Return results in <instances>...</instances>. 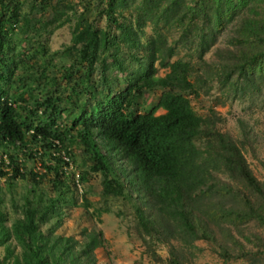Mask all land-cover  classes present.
<instances>
[{"label":"trees","instance_id":"obj_1","mask_svg":"<svg viewBox=\"0 0 264 264\" xmlns=\"http://www.w3.org/2000/svg\"><path fill=\"white\" fill-rule=\"evenodd\" d=\"M101 1L96 30L66 0H0V264H96L100 230L55 233L64 209L87 206L64 168L74 148L76 181L98 175L100 197L129 202L135 234L152 256L165 249L164 264H188L198 240L224 261L264 264L247 228H264V180L244 158L245 126L237 121L234 140L212 109L199 116L190 105L202 88L240 100L264 93V0ZM71 21L69 44L48 52L39 38ZM14 31L26 56L13 52ZM177 46L184 56L171 60ZM3 189L17 197L8 226Z\"/></svg>","mask_w":264,"mask_h":264},{"label":"rangeland","instance_id":"obj_2","mask_svg":"<svg viewBox=\"0 0 264 264\" xmlns=\"http://www.w3.org/2000/svg\"><path fill=\"white\" fill-rule=\"evenodd\" d=\"M71 4H74V9L77 13H83L84 17L93 24L96 30L104 28L103 19L97 16V12L102 6L101 0H66ZM187 1V0H186ZM23 6V11L27 12L26 4ZM40 14V12H39ZM43 18L47 19V14L42 13ZM72 27V21L64 26L54 29L49 35H43L39 38L41 44H43L48 52L58 51L62 47L69 44L70 32ZM16 31L11 37V44L14 54L19 56H26V50L28 46L23 42V36H17ZM151 35L150 27L143 28V36L141 42L145 40V36ZM167 43L171 46L175 42L177 36L175 32L166 33ZM223 37L218 38L217 44L223 42ZM22 41V42H21ZM171 42V43H170ZM179 47V46H177ZM189 53H192V49H187ZM211 49L205 54L203 59L207 62L214 60ZM186 48H178V54L176 57H183ZM26 63L28 61L24 59ZM54 68L52 70L59 71V63L56 61L53 63ZM166 69H158L157 76H163ZM28 78V71H25L24 75ZM27 84V83H25ZM17 85H20L19 83ZM264 93L258 96H250L246 100L232 99V97H225L219 95L216 88L207 90L202 88L196 98H192L190 105L193 111L199 115L204 116L209 109H212L215 114L222 120L223 123L219 124V130L227 132L234 140L239 139L241 136L238 120H242L244 131L247 135L245 142L244 158L248 164V167L252 175L258 180H264V106H263ZM158 97V92H152L145 94L144 106L149 107L155 103ZM161 110H157L155 115L161 114ZM73 163L68 160V164L64 168L67 172L73 174V184L75 186V194L77 198L82 199L85 197L87 206L83 207L80 201L76 207L63 210L61 216V225L56 230V234L61 236H72L75 239H79L78 232L81 228L91 230L96 228L101 231L103 243L100 248L94 251V257L96 264H164L165 263V249L155 246L154 256L151 255L144 245V243L137 237L133 229V222L131 219L130 203L116 198L100 197L98 175H91L87 177L83 184H79L76 181L77 173L83 169L82 155L76 148L72 149ZM2 182V181H0ZM2 186V183H0ZM2 211L6 214L5 225L12 221L15 215L19 216L16 211L11 207V198L16 200L17 197L8 194L5 189L2 191ZM79 199V200H80ZM247 228H251L252 232H255L260 236L259 243H255L258 246L260 252H264V228L256 227L255 225H249ZM14 242H10V247H13ZM192 251L193 255L188 259V264H246L241 260H228L224 261L220 259L213 246L205 241H195ZM19 249L16 247L14 253H18ZM3 255V248H0V258ZM159 258V259H158Z\"/></svg>","mask_w":264,"mask_h":264},{"label":"built area","instance_id":"obj_3","mask_svg":"<svg viewBox=\"0 0 264 264\" xmlns=\"http://www.w3.org/2000/svg\"><path fill=\"white\" fill-rule=\"evenodd\" d=\"M63 160H64L65 162H67V165H69V164H68V158H67V157H64Z\"/></svg>","mask_w":264,"mask_h":264}]
</instances>
